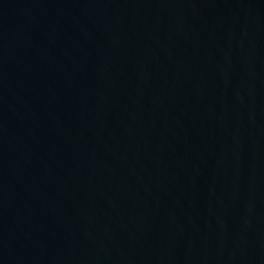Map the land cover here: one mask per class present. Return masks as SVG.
Returning a JSON list of instances; mask_svg holds the SVG:
<instances>
[{
	"label": "water",
	"instance_id": "1",
	"mask_svg": "<svg viewBox=\"0 0 264 264\" xmlns=\"http://www.w3.org/2000/svg\"><path fill=\"white\" fill-rule=\"evenodd\" d=\"M0 264H264V0H0Z\"/></svg>",
	"mask_w": 264,
	"mask_h": 264
}]
</instances>
